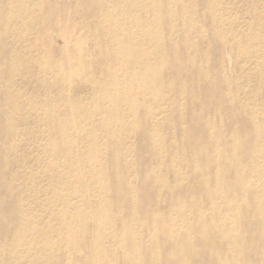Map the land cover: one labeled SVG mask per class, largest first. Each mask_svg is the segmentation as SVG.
<instances>
[{
    "label": "bare ground",
    "instance_id": "bare-ground-1",
    "mask_svg": "<svg viewBox=\"0 0 264 264\" xmlns=\"http://www.w3.org/2000/svg\"><path fill=\"white\" fill-rule=\"evenodd\" d=\"M116 254L264 264V0H0V264Z\"/></svg>",
    "mask_w": 264,
    "mask_h": 264
},
{
    "label": "rangeland",
    "instance_id": "rangeland-1",
    "mask_svg": "<svg viewBox=\"0 0 264 264\" xmlns=\"http://www.w3.org/2000/svg\"><path fill=\"white\" fill-rule=\"evenodd\" d=\"M57 43H58V45L59 46H61L62 44H63V42H61V40H57ZM203 46V45H202ZM231 56V55H230ZM230 56L229 55H226V57H228V58H225L226 59V72H227V75L229 76V75H231L232 74V70H231V68H232V61H231V59H230ZM210 58H212V56L210 55ZM230 59V60H229ZM175 73H179V71L178 70H175ZM185 80L188 82V83H192V85H194L198 90H201V88H202V85L201 84H198L197 83V81H195V80H192V79H187L186 78V76H185ZM206 108H207V110L209 111V112H212V109H213V102L212 101H210L209 102V100L207 101V105H206ZM146 156H148V154L146 153L145 154ZM121 161V160H120ZM136 163V167H138L139 166V163H138V161H136L135 162ZM228 180V179H227ZM204 203L205 204H207V202L206 201H204ZM103 240V239H102ZM115 262H118V264H120L119 262H122V260L120 259V258H117V254L115 255Z\"/></svg>",
    "mask_w": 264,
    "mask_h": 264
}]
</instances>
